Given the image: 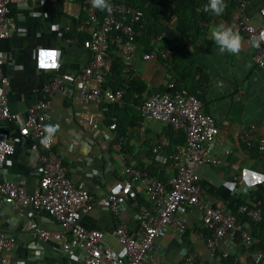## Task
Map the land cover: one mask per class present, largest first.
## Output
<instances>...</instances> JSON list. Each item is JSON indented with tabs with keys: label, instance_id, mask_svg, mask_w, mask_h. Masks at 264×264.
<instances>
[{
	"label": "crops",
	"instance_id": "0c3cea01",
	"mask_svg": "<svg viewBox=\"0 0 264 264\" xmlns=\"http://www.w3.org/2000/svg\"><path fill=\"white\" fill-rule=\"evenodd\" d=\"M225 2L223 15L205 12L198 32L193 37V32H188L182 66L167 70L159 59L142 60L139 55L135 58L131 77L142 81L146 87L139 96L135 91H125L122 100L109 108L104 102H82L72 95L54 93L50 97V117L44 129L54 137V149L64 156L68 176L84 185L96 199H101L108 190L122 192L126 197L115 215L97 203L81 218L86 227L102 231L104 243L113 249H119L111 235L115 225L123 224L131 235L138 230L130 198H141V202L148 205L136 184L129 185L132 194L125 192L127 183L118 156L121 155L126 164L144 168L149 175L165 181L172 174L167 155L183 140L179 131H170L172 129L158 120H145L143 129L139 128L138 102L149 91L160 89L162 79L170 77L167 73L180 78L189 90L200 89L197 96L202 108L213 116L217 126L207 155L218 158L219 162H206L198 169L205 202L227 209L241 200L254 202L264 198V152L243 147L238 138L241 129L248 125H254L256 133L264 136V71L253 65L255 47L240 33L239 54L219 53L210 29L233 20L231 3ZM263 5L264 0H247L246 12L252 20ZM10 8L18 28L0 40V66L9 80L6 87L9 107L23 119L28 106L47 97L42 85L56 70L79 73L90 54L82 46L83 34L76 27L84 17L81 0H11ZM141 41L137 44L138 54L145 51V42ZM85 83L90 86L93 80L88 78ZM116 83L118 81L111 78L106 87ZM67 86L74 88L75 83ZM112 122L115 123L113 132L106 129ZM18 125L17 120H4L0 124V136H6L14 144L13 153L5 159L0 171L32 191L37 184V174L30 157L37 141L22 132ZM117 135L124 138L119 152L111 148ZM159 135L166 138L167 145L152 152V142ZM236 179L249 184L248 193L228 187L230 181ZM187 214L186 228L180 235H173L165 228V233L153 239L150 260L155 264H181L184 252L189 250L195 254V264H224L223 258L209 255L206 250L197 207H189ZM44 225L51 230L59 229L57 222L46 221L44 215L28 217L25 210L0 206V232L12 233L16 238L7 252L13 264H86L80 247L69 255L55 241L38 242L32 226ZM245 226L250 227L248 223ZM235 236L238 242V235ZM253 238L252 250H264V229L261 236ZM252 250L237 244L235 253L244 264H251ZM143 262L152 264L147 260ZM260 264H264V255Z\"/></svg>",
	"mask_w": 264,
	"mask_h": 264
},
{
	"label": "built area",
	"instance_id": "2783aa9c",
	"mask_svg": "<svg viewBox=\"0 0 264 264\" xmlns=\"http://www.w3.org/2000/svg\"><path fill=\"white\" fill-rule=\"evenodd\" d=\"M10 2L0 0V40L18 28L11 14ZM109 3L111 9L101 11L94 8L90 0H81L84 17L76 27L83 34L81 44L89 51L90 58L79 73L56 70L42 85V92L47 97L39 98L28 106L23 119L9 107L6 93L9 80L0 66V124L4 120H17L19 129L37 141L30 157L37 174L35 188L30 191L25 184L0 171V206L25 210L28 217L44 215L46 221L57 222L58 230H51L45 225L32 226L34 238L38 242L55 241L69 255L80 247L83 249L82 260L86 264H144L145 260L155 264L150 260L149 252L153 239L165 233V228H169L173 235L184 232L188 220L187 209L196 206L200 225L206 231L203 239L209 255L217 254L223 258L224 264H244L235 250L237 244L252 250L254 238L245 223L260 220V200H241L235 211L205 202L198 169L206 162H219L218 158L207 155L217 134V126L213 116L202 108L197 97L200 89L189 92L177 85L172 77L162 79V92L149 91L136 106L140 129H143L145 120L152 119L183 133L182 142L167 155L172 174L161 181L149 175L144 168L126 164L124 158L118 156L122 163L121 173L127 183L125 192L129 191V185L136 184L148 202L146 205L134 197L129 200L138 225L136 234H129L123 224L115 225L111 235L119 245L116 250L104 243L102 231L88 228L82 223V216L97 203L106 207L111 214H117L126 197L122 192L108 190L101 199H96L84 185L75 183L68 176L69 168L64 156L54 149V137L44 129L50 117V97L54 93H61L75 96L82 102L118 103L129 85L132 63L138 55L142 60H147L157 56L164 59L168 54V49L160 46L161 34L152 39L153 48L138 54L136 36L141 32L135 25L141 19V10L124 0H109ZM246 6L247 0H236L233 20L228 25L248 41L259 42L253 51L252 62L256 68L264 71V5L257 10L255 20L247 14ZM110 40L114 42L115 54L123 67L121 85L116 88L104 86L111 72L112 56L108 53ZM1 59L0 56V63ZM88 78L93 80L90 86L85 83ZM72 82L75 83L74 88H68L67 84ZM114 128L115 123L112 122L106 129L113 132ZM256 132L254 125L244 127L239 134V142L245 148L264 152V136ZM115 137L117 139L112 141L111 148L119 152L124 138L123 135ZM166 145V138L159 135L153 140L151 151L156 152ZM13 151V142L6 136H0V167ZM228 187L240 189L243 194L250 189L247 182L239 179L230 181ZM236 234L238 242L235 240ZM15 240L14 234L0 232V264H13L7 252L12 249ZM251 252V264H260L264 250L261 248ZM194 260L195 254L187 250L180 263L195 264Z\"/></svg>",
	"mask_w": 264,
	"mask_h": 264
},
{
	"label": "trees",
	"instance_id": "16d2710c",
	"mask_svg": "<svg viewBox=\"0 0 264 264\" xmlns=\"http://www.w3.org/2000/svg\"><path fill=\"white\" fill-rule=\"evenodd\" d=\"M126 3L131 5H136L141 10V19L136 23V27L140 30L141 34L136 36L137 44L145 42V51L153 48L152 39L154 36L161 34L160 46L168 49V54L166 58L162 59L159 56L152 57L162 61L163 66H166L167 70L175 66H182V60L186 53V37H188V32H193L191 37H193L199 29V23L204 20L205 11L203 10L204 5L207 0H124ZM226 1V0H225ZM231 3V7L234 13V6L236 0H227ZM234 15V14H233ZM229 24V22H228ZM177 34H175L174 32ZM109 55L112 56V62H110L111 72L110 75L106 77L104 86L108 85L109 79H115L118 81L112 88L119 87L121 85L120 74L122 71L121 61L115 54V45L113 40L109 41ZM175 79L177 85L185 88L183 82L180 78L174 76L173 74H166ZM162 85V84H161ZM110 87V88H111ZM145 85L142 81L132 78L130 79L129 85L125 91H135L138 96L145 89ZM187 89V88H186ZM164 86L160 89L151 91H163ZM189 92H194L195 90H189ZM198 97V96H197ZM199 98V97H198ZM139 103V102H138ZM108 108L110 106H116V104H107ZM138 111V110H137ZM139 114V113H138ZM139 119V118H138ZM169 127V126H168ZM170 131H176L169 127ZM180 137H184L183 133L180 132ZM134 197V196H133ZM135 198V197H134ZM139 202L142 201L141 198H136ZM239 203L235 204L232 211L236 210ZM261 218L257 222L249 221L251 227L252 236H261L264 229V198L260 200ZM201 231L205 234V229L202 228ZM263 238V236H262ZM264 240V239H263ZM263 250V249H262Z\"/></svg>",
	"mask_w": 264,
	"mask_h": 264
},
{
	"label": "clouds",
	"instance_id": "9594fccd",
	"mask_svg": "<svg viewBox=\"0 0 264 264\" xmlns=\"http://www.w3.org/2000/svg\"><path fill=\"white\" fill-rule=\"evenodd\" d=\"M90 3L94 8L101 11L110 10L111 4L109 0H90ZM227 4L225 0H207L203 10L205 12H211L215 16L223 15ZM211 38L216 44L218 51L221 55L225 53L237 55L241 50V36L237 30L232 26L225 23H218L213 25L210 29ZM253 47H258V41L250 42Z\"/></svg>",
	"mask_w": 264,
	"mask_h": 264
}]
</instances>
